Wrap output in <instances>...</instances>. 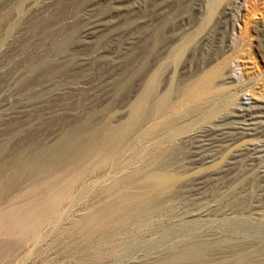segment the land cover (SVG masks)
Here are the masks:
<instances>
[{
	"label": "rangeland",
	"instance_id": "1",
	"mask_svg": "<svg viewBox=\"0 0 264 264\" xmlns=\"http://www.w3.org/2000/svg\"><path fill=\"white\" fill-rule=\"evenodd\" d=\"M184 43L182 59L174 64L171 55ZM149 50L153 70L161 72L160 93L218 68L223 77L232 73L239 82L251 81L234 98L232 84H223L221 75L215 79L216 107L197 119L195 128L236 110L242 101L264 104V0H0V167L16 151L29 159L69 137L102 136L105 127L126 120L148 73L133 77L123 90L120 79L135 73V52L145 56ZM137 134L127 153L112 156L106 176L99 173L73 188L65 209L40 229L42 235L14 231L10 241L0 243V264H264V181L258 174L264 151L254 165L228 163L237 149L264 144L258 135L244 136L206 162L173 166L168 173L174 177L160 196L136 187L137 182L113 192L131 191L120 202L128 215H115L85 240L82 221L114 197L101 198L105 183L157 143L154 136L143 140ZM178 146V153L185 150ZM65 154L62 161L74 155ZM114 163L122 171H114ZM219 170L223 178L205 181L197 194L186 192L193 178ZM116 242L112 256L101 258L100 251Z\"/></svg>",
	"mask_w": 264,
	"mask_h": 264
},
{
	"label": "bare ground",
	"instance_id": "2",
	"mask_svg": "<svg viewBox=\"0 0 264 264\" xmlns=\"http://www.w3.org/2000/svg\"><path fill=\"white\" fill-rule=\"evenodd\" d=\"M213 2H217V0H213ZM154 49L155 48H153V50ZM153 50L147 51V55L145 56V52L143 56L138 54L137 56L135 52L134 56H136L138 60L137 64L134 66L135 73L130 78H126L125 75L121 76L120 87L121 90H123L128 83L134 81L133 77H141L144 71L148 73L146 80L143 82L140 90L137 91L128 107L126 120L117 127L113 129L105 127L102 136L94 134L85 140L79 137H69V139L61 145L52 146L46 151H38V153L33 154L29 159L24 156L27 160L22 157L23 154L21 155L20 151L19 154L16 151L17 154L12 157L11 161L7 163L5 167H0V243L4 245L7 238L10 241L13 237L11 236V238L9 236L14 231L21 232L19 235L24 234L29 237L32 236V238H34L35 235H39L40 229L46 227L48 222L55 217V214L65 207L66 201L71 195L70 193L73 191V188L99 173L106 176L113 158L112 156H114L115 153H124L129 146L132 136L139 132L142 133L137 134V136H142L143 140L149 136H154L157 143L142 154L136 165H132L131 168L129 167L130 169H127V171L125 170V172H119L120 174L112 177V180L105 183L106 185H103V190L101 188V198L108 197L112 195L113 192L119 189L121 190L124 187L129 188L130 185L135 182L138 183L136 187H140V189L141 187L146 188L149 192L160 196L166 193V186H170L167 184L171 181V177H174L173 174L168 173L173 166L175 168L177 166L183 167L186 163L194 164L206 162L209 158H213L223 149L236 144L246 135L264 136V104L254 101L250 103H245L244 101H242L241 104L237 103V107H234L236 110L223 113L220 117L218 116L219 118H217V120L215 119L216 121L208 122L200 127H193L200 121L196 123L197 119L205 116V114L207 115V112H210L211 109L213 111V108L216 107L215 104L213 105V99L216 94L213 83L214 80L221 75L222 68L215 69L211 74L205 75L200 79L197 78V80H194L192 83L188 82L186 85L184 84L179 88L169 87V89L167 88L166 91L160 93L161 72L153 70L152 62H150L151 56L154 53ZM185 50V43L181 44V46L172 53L171 61L174 64H179ZM222 79L223 84H232L229 88L231 89V94L235 95L234 98L245 86L251 85L250 80L239 82L240 79L232 73L224 75ZM118 89L120 90V88ZM175 94L176 96L178 95V99L175 100L176 102H172V97ZM242 99L244 100L243 97ZM229 103L231 104V102ZM215 112L211 113L215 114ZM149 124L152 125H150L152 128L148 129L145 126ZM137 138H135V140H137ZM180 144L181 146L184 144L183 147H185V150L183 148V152L181 150V152L178 153L179 151L177 152V149L180 148L177 147H179L178 145ZM263 145L264 144H251L237 149L228 163L233 164L235 159H237L238 161L246 163V165H254L255 161L258 162L262 157V152L264 151ZM137 146L136 148H139ZM140 146V149L144 148L143 144ZM3 149L2 151H4ZM70 151H73L74 155L71 156L72 158L70 157V159L68 158V160H66L68 154L66 155L65 153H69ZM64 154L66 156L64 161H62ZM4 156L6 155L4 154ZM59 162H62L63 167L58 165ZM114 164V171L119 170L121 164ZM110 168L112 169V167ZM258 174L261 180L264 181V167ZM224 176V170L221 172L219 170L214 173L212 172V174H206L202 178H193V180H191L193 186L187 189L186 192L197 194L203 187L202 184H204L205 181H215ZM27 180L30 181L28 186L25 185ZM137 183H135V185H137ZM132 188H135V186ZM75 189L76 188H74V191ZM130 192L131 191L124 190L120 193H116V196L112 195L114 196L113 199L109 197L104 201V198V202L100 207L98 206V210L87 215L81 223V233L85 236V240L97 236L105 224L109 221L113 222L111 219H113L115 215H121L127 211V205H121V201L123 199L125 201V198H129L131 196ZM115 201L117 203H115ZM157 203L155 204L157 205ZM128 208L132 209V207ZM159 208L161 207L159 206ZM163 209H160V211ZM133 211H135V209ZM102 215L105 217V220L99 221L101 218H99V216ZM121 217L118 219H121ZM125 217L128 218L129 216ZM127 221V223L130 224L134 220L132 222L130 220L129 222L127 219ZM79 227L78 229L80 230ZM79 230L77 231L79 232ZM22 237L24 238V236ZM15 243L17 242H13V244ZM118 245L119 243L117 242L113 243L111 250H102L100 253L98 252L100 257L104 258L108 256L109 258ZM202 252L203 249H199L197 255L200 257L203 254ZM100 257L98 256L97 259L99 260Z\"/></svg>",
	"mask_w": 264,
	"mask_h": 264
}]
</instances>
